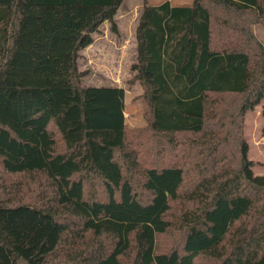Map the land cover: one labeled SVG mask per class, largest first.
I'll return each mask as SVG.
<instances>
[{
    "label": "trees",
    "instance_id": "1",
    "mask_svg": "<svg viewBox=\"0 0 264 264\" xmlns=\"http://www.w3.org/2000/svg\"><path fill=\"white\" fill-rule=\"evenodd\" d=\"M121 2L0 0V264H264V0H142L135 126L77 66Z\"/></svg>",
    "mask_w": 264,
    "mask_h": 264
},
{
    "label": "rangeland",
    "instance_id": "2",
    "mask_svg": "<svg viewBox=\"0 0 264 264\" xmlns=\"http://www.w3.org/2000/svg\"><path fill=\"white\" fill-rule=\"evenodd\" d=\"M152 4L164 0H148ZM171 4H189L192 0H169ZM142 8V0H122L114 18L117 30L110 28L107 20L93 33V41L79 51L77 66L87 72L82 83L92 85L114 84L122 86L124 118L129 126L143 125V106L134 97L142 92L138 81H129L135 71L131 63L136 55L135 28ZM264 22V20L262 21ZM264 116L261 103L249 110L244 117V135L249 144L248 157L253 160V172L264 173Z\"/></svg>",
    "mask_w": 264,
    "mask_h": 264
},
{
    "label": "crops",
    "instance_id": "3",
    "mask_svg": "<svg viewBox=\"0 0 264 264\" xmlns=\"http://www.w3.org/2000/svg\"><path fill=\"white\" fill-rule=\"evenodd\" d=\"M260 20L256 24L253 25V30L255 34L259 37L260 40L264 42V22Z\"/></svg>",
    "mask_w": 264,
    "mask_h": 264
}]
</instances>
